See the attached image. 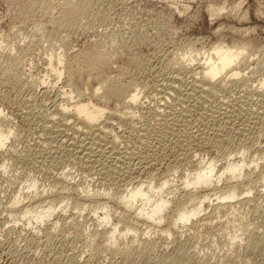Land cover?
<instances>
[{
    "label": "rangeland",
    "instance_id": "1",
    "mask_svg": "<svg viewBox=\"0 0 264 264\" xmlns=\"http://www.w3.org/2000/svg\"><path fill=\"white\" fill-rule=\"evenodd\" d=\"M208 6L222 9L211 17ZM245 42L251 49L244 53L246 64L239 63L243 64L244 80L227 91L217 90L202 98L192 94L184 99L186 103L176 96L177 102L173 101L174 93L167 87L173 79L169 86H179L182 94L194 93L192 87L198 78L191 71L200 68L214 46ZM53 56L65 66L58 80L48 67L49 59L53 65L56 61ZM69 70L76 71L73 81ZM107 76L112 79L109 87L120 81L141 91L138 108L132 106L133 119L125 123L110 119L115 122L112 127L116 133L110 125L106 129L112 135L94 126L95 133L89 135L87 127L70 121L72 117L65 125L59 114L54 117L55 107L78 91L84 93L79 92L76 100L90 98L104 104L107 113L127 110L120 100L106 94V88L94 93ZM263 79L264 0H0V109L14 130L0 148V264H264V192L262 195L260 179L264 163L250 174V193L243 192L246 182L243 193L231 201L235 208L215 210L212 197L214 203L204 204L202 212L179 224L171 236L161 232L165 221L147 229V222L139 220L135 231L118 236L109 249L102 241L109 235L106 230L111 222L117 223L123 211L112 199L117 200L136 181L146 184L155 179L158 183L167 174L173 180L164 187L165 192L170 189L171 208L177 201L185 203L180 180L193 171L195 159L203 166L213 158L220 168L227 159L241 155L249 162L262 154ZM117 121L121 127L116 126ZM61 131L72 135L65 134V138ZM242 142L253 145L252 149H244ZM32 181L37 190L27 192L24 186ZM218 185L224 186V178ZM71 186L80 192L87 188L107 192L110 197L105 201L113 221L102 223L103 210H95V214L94 203L85 209L73 206L77 195L70 194ZM20 187L28 193L23 198L25 204L31 198L47 200L58 192L67 198L59 201L52 216L28 225L26 219L14 221L8 213ZM35 194L36 199L31 196ZM238 222L246 232L235 227ZM117 227L122 229L123 224ZM235 235L238 237L232 239ZM124 243L133 246L128 248V258L118 251L127 246Z\"/></svg>",
    "mask_w": 264,
    "mask_h": 264
},
{
    "label": "bare ground",
    "instance_id": "2",
    "mask_svg": "<svg viewBox=\"0 0 264 264\" xmlns=\"http://www.w3.org/2000/svg\"><path fill=\"white\" fill-rule=\"evenodd\" d=\"M240 3H238L237 6H239ZM184 5V4H183ZM184 7H187V5H185ZM222 8L219 9H215L212 6H208L207 7V11L209 13V15L215 16L218 14V12H220ZM218 30V29H217ZM246 43V42H245ZM243 45H238V44H232V45H226V44H222L220 43L218 46H214L213 48V52L208 55V57H206L207 59L205 60V62H203L200 66V68H194L192 69V73L195 76V78L198 80V82L195 80L194 86L192 87L193 89H195L194 93H186L182 94L179 86H169L170 84H173L171 82H173V80L170 82L169 85H167V87H169L170 89V93H174L175 97L172 96L174 94L171 95V97H173V101L176 98V96H178V99L181 100V102L183 101V103L185 102L184 99H189V96H191L193 94H195V97L197 96H201L202 97H206V94L215 92L217 90H222L225 91L227 88H231V85L233 86L235 83L240 82L241 80H244L243 77L244 74L242 73V68L240 67L241 65H239V63H244L246 60H244V53L246 52V50H248L250 48V45L248 43ZM212 48V47H211ZM251 49V48H250ZM199 51V50H197ZM59 56V54H58ZM57 57V56H56ZM49 58H52V56H49ZM55 58V56H53V59ZM48 60V59H47ZM54 60H56L54 62V65L52 63V59H49L48 61V67L50 69V71H54L52 73H55V78L58 80L60 79V77L62 76V74L64 73V63L63 61L57 57V59L55 58ZM169 61V60H167ZM172 61V58H171ZM170 61V62H171ZM47 62V61H46ZM190 62V61H189ZM201 62V61H200ZM250 62V61H249ZM62 65V67H55L56 64ZM168 63V62H167ZM169 64V63H168ZM188 64V63H187ZM246 64V62H245ZM174 65V64H173ZM191 66V65H190ZM173 67V66H172ZM182 67V66H181ZM246 68V67H244ZM172 69V68H171ZM70 71V70H69ZM68 71V72H69ZM154 71V70H153ZM76 71H70L69 72V78L73 81V78L76 77ZM48 74V73H47ZM46 74V75H47ZM170 75V73L168 74ZM174 75H172L173 77ZM179 76V75H178ZM253 76V75H252ZM106 77V76H105ZM171 77V79H172ZM190 77V76H189ZM248 77V76H247ZM174 78H176V76H174ZM243 78V79H242ZM68 79V78H67ZM170 79V78H169ZM170 79V80H171ZM177 79V78H176ZM185 79V78H184ZM241 79V80H240ZM166 80V79H165ZM164 80V81H165ZM181 80V78H180ZM264 80V79H263ZM169 81V80H168ZM178 81V79L176 80ZM101 85L99 87H96L94 89V93L96 94L97 92H99L98 90L101 89H107L106 94L108 96H113L116 98V100H120V102H122L125 106L124 108H127V110L123 109V110H119L118 109H114L112 112L107 113L106 109L107 108L104 104H101L99 102H91L89 101H85L82 100L81 98L78 99L79 95L81 96V91H78L76 95L71 96L70 93L72 94V92H69L70 96H66V103L65 104H60L58 106L55 107V111H54V115H60V119L63 118L64 120V125H65V121H67V123L70 124L69 119L72 117L74 118V120H72V118L70 119V121H75V126L80 124L87 127L86 132H88V134H93L95 133V129L94 131L92 130L93 127H99L100 129L102 128L103 132H108L110 133L109 128L106 129V127L108 125H110V128L112 127V124L115 125V122L112 123L113 120L112 118H115L116 120L118 119V121L120 123H125L127 121H130L131 119L134 118V113H133V107L132 106H137V103H139V99H140V93L141 91H139L138 89L134 88V86L132 87L131 84L126 86L125 84H122L120 81L118 84L109 87V83H112V79H109L108 76L107 78H104L101 81ZM190 82V81H189ZM194 82V81H193ZM114 83V82H113ZM175 83V82H174ZM178 83V84H177ZM176 84L179 85L180 82H177ZM192 83V82H191ZM242 83V82H241ZM247 83V82H246ZM136 84V83H135ZM163 84V83H162ZM175 84V85H176ZM193 84V83H192ZM264 82L262 81L260 83V85H263ZM140 85V84H139ZM149 85V84H148ZM191 85V84H190ZM145 85H142V87ZM136 87V86H135ZM150 87V86H149ZM234 87V86H233ZM262 87V86H261ZM145 88V87H144ZM151 88V87H150ZM105 89V90H106ZM168 89V90H169ZM78 90V89H77ZM158 90V89H157ZM167 90V91H168ZM186 90V89H185ZM230 90V89H229ZM246 90V89H245ZM227 91V90H226ZM247 91V90H246ZM79 92H81L79 94ZM157 92V91H156ZM191 92V91H190ZM74 93V92H73ZM84 93V92H83ZM82 93V94H83ZM92 93V92H91ZM145 93V92H144ZM143 93V94H144ZM166 93V92H165ZM168 93V92H167ZM217 93V92H216ZM241 93V92H240ZM104 94V93H103ZM105 97L108 98V96ZM150 94V93H149ZM220 94V93H219ZM237 94V93H236ZM85 95V94H84ZM91 95V94H89ZM94 95V94H93ZM92 95V96H93ZM162 95L165 96V94L163 93ZM181 95V97H180ZM203 95V96H202ZM217 95V94H216ZM96 96V95H95ZM104 96V95H103ZM142 96V95H141ZM147 96V95H146ZM153 96V94H152ZM167 97H169L168 95H166ZM165 96V98H167ZM78 97L76 100L75 98ZM91 97V96H90ZM112 97V98H113ZM212 97V96H211ZM215 97V96H213ZM143 98V97H142ZM170 98V97H169ZM175 98V99H174ZM200 98V97H199ZM217 98V96H216ZM73 99H75V101H72ZM145 99V98H144ZM160 99V98H159ZM177 99V100H178ZM209 99V98H208ZM87 100V99H86ZM91 100V99H90ZM163 100V99H162ZM170 100V99H169ZM72 101V102H70ZM165 101V100H164ZM176 101V100H175ZM211 101V100H210ZM177 102V101H176ZM188 102V100H187ZM53 103V102H52ZM147 103V102H146ZM164 103V102H163ZM170 103V102H169ZM168 103V104H169ZM173 103V102H171ZM182 103V104H183ZM186 103V102H185ZM59 104V103H58ZM117 104V103H116ZM180 103V105H182ZM52 105V104H51ZM54 105V104H53ZM163 105V104H162ZM172 105V104H171ZM178 105V104H177ZM174 106V105H173ZM184 106V105H183ZM134 107V108H135ZM172 107V106H171ZM141 108V107H140ZM225 108V107H224ZM108 109V108H107ZM136 109V108H135ZM157 109V108H156ZM53 110V109H52ZM48 111V110H47ZM159 111V110H158ZM175 111V110H174ZM3 111L0 109V148L4 147L6 145V142L9 141V138L11 137V135H13V128H11L9 126L10 124V120L9 118H5V116L2 113ZM50 112V111H49ZM141 112V111H140ZM165 112V111H164ZM52 114V113H51ZM40 115V114H39ZM56 115L54 116L56 118ZM49 117V114L47 115ZM53 116V115H51ZM50 116V117H51ZM138 116V115H137ZM204 116V115H203ZM172 117V116H171ZM47 119V118H46ZM45 119V120H46ZM51 119V118H50ZM112 119V121L110 120ZM130 119V120H129ZM166 119V117H165ZM180 119V118H179ZM53 120H55L53 118ZM57 120V119H56ZM59 120V119H58ZM163 120V119H162ZM211 120V119H210ZM49 121V120H48ZM51 121V120H50ZM61 121V120H60ZM111 121V122H110ZM117 121V122H118ZM181 121V120H180ZM221 121V120H220ZM116 122V123H117ZM117 123L116 126H118ZM51 123V122H50ZM63 123V121L61 122ZM66 123V124H67ZM74 123V122H73ZM72 123V126H74ZM103 123V125L101 124ZM129 123V122H128ZM132 123V122H130ZM162 123V122H161ZM229 123V122H228ZM68 124V125H69ZM101 124V125H100ZM134 124V123H133ZM132 124V125H133ZM136 124V123H135ZM41 125V124H40ZM56 125V124H55ZM123 125V124H121ZM50 126V125H49ZM79 126V125H78ZM131 126V125H129ZM173 126V125H172ZM39 127V126H38ZM47 126H45L46 128ZM84 127V129H85ZM118 127H121L120 125ZM132 127V126H131ZM233 127V126H232ZM59 128V127H57ZM61 128V127H60ZM75 128V127H73ZM80 128V127H78ZM82 128V127H81ZM71 129V128H70ZM83 129V132L85 131ZM99 129V130H100ZM215 129V128H214ZM234 129V128H233ZM39 130V129H38ZM43 130V129H42ZM57 130V129H56ZM62 130V129H61ZM68 129H65V131ZM74 130V129H73ZM114 131V128L111 129ZM46 131V129H45ZM50 131V130H49ZM58 132L60 130H57ZM63 131V132H65ZM75 131L77 132V129L75 128ZM98 133L99 131L96 130ZM41 132V131H40ZM47 132V131H46ZM51 132V131H50ZM56 132V131H55ZM62 132V131H61ZM62 132V133H63ZM68 132V131H67ZM63 133L64 137L66 135H69L68 133ZM72 132V131H71ZM79 132V131H78ZM77 132V133H78ZM82 132V131H81ZM82 132V133H83ZM85 132V133H86ZM96 132V133H97ZM223 132V130H222ZM244 132V131H243ZM60 133V132H59ZM61 133V134H62ZM75 133V132H74ZM112 133H116L115 131ZM183 133V132H182ZM201 133V132H200ZM41 134V133H40ZM43 134V133H42ZM57 134V133H56ZM66 134V135H65ZM76 134V133H75ZM87 134V133H86ZM85 134V135H86ZM89 134V135H90ZM100 134V133H99ZM98 134V135H99ZM111 134V133H110ZM207 134V133H206ZM238 134V133H237ZM261 134V133H260ZM72 135V134H70ZM69 135V136H70ZM79 135V134H78ZM112 135V134H111ZM117 135V134H116ZM56 136V135H55ZM62 136V137H63ZM68 136V139H69ZM102 136V135H101ZM100 136V137H101ZM109 136V134H108ZM114 138L115 135L113 134ZM112 136V137H113ZM180 136V135H179ZM194 136V135H193ZM203 136V135H202ZM213 136V135H212ZM67 137V136H66ZM65 137V138H66ZM73 137V136H72ZM75 137L77 138V136L75 135ZM218 137V136H217ZM43 138V137H42ZM64 138V140H65ZM75 138V139H76ZM97 138V137H96ZM95 138V139H96ZM117 138V137H116ZM176 138V137H175ZM250 138V137H249ZM63 139V138H62ZM67 139V141H68ZM74 139V140H75ZM78 139V138H77ZM76 139V140H77ZM94 139V138H92ZM101 139V138H100ZM183 139V138H182ZM216 139V138H215ZM222 139V138H221ZM225 139V138H224ZM243 139H245L243 137ZM47 140V139H46ZM63 140V141H64ZM72 140V139H71ZM236 140V139H235ZM59 141V140H58ZM62 141V140H61ZM79 141V140H78ZM84 141V140H83ZM92 141V140H91ZM181 141V140H180ZM217 141V140H216ZM241 141V140H239ZM256 141V140H255ZM47 142V141H46ZM66 142V141H65ZM64 142V143H65ZM249 142V141H248ZM259 142V141H258ZM39 143V142H38ZM71 143V142H70ZM69 145H72L70 144ZM76 144V142H73ZM101 143V141H100ZM115 143V142H114ZM241 143V142H239ZM243 143V142H242ZM246 143V142H245ZM243 143L240 144L241 146H244V149H252L253 145L251 146V144L248 145V143ZM251 143V142H250ZM171 144V143H170ZM215 144V143H214ZM238 144V143H237ZM65 145V144H64ZM87 145V144H86ZM97 145V144H96ZM116 145V144H114ZM239 145V146H240ZM59 146V145H58ZM67 146V145H66ZM78 146V145H77ZM80 146V145H79ZM109 146V145H108ZM113 146V145H112ZM71 147V146H70ZM92 147V145H91ZM182 147V146H181ZM46 148V147H45ZM75 148V147H74ZM73 148V149H74ZM84 148L86 150L85 147H81ZM89 148V146H88ZM112 148V147H111ZM122 148V147H121ZM238 148V146H237ZM70 149V148H69ZM71 149V150H73ZM76 149H79L76 148ZM90 149V148H89ZM110 149V148H109ZM46 150V149H43ZM241 150V148L239 149ZM238 150V151H239ZM255 150V149H254ZM261 151V149H259ZM257 150V152L259 151ZM83 151V150H82ZM89 151V150H88ZM87 151V153H88ZM115 151V150H114ZM237 151V152H238ZM246 151V150H245ZM15 152V151H14ZM76 152V151H75ZM86 152V151H85ZM72 153V152H71ZM91 153V152H90ZM89 153V154H90ZM121 152H119L120 154ZM250 153V152H249ZM46 154V153H45ZM74 154V153H73ZM80 154V153H79ZM83 154V153H82ZM96 154V153H95ZM94 154V155H95ZM102 154V153H101ZM243 155V153H242ZM52 157V156H50ZM85 157V155H84ZM188 157V156H187ZM245 157V156H244ZM242 157L240 155V157L236 158V159H227L225 161V163L220 167L217 168L216 162L215 160L212 158L211 160L205 162L203 166H201L202 161L201 160H194L192 161V165L194 166L193 171L184 174V178L181 181L180 180V185L183 187L182 189H184L183 192V197L185 200L186 205L189 203V207L184 205L183 203L178 202L175 203L171 208L169 207V205H172V201L171 199L168 197V195L171 193L168 191V189H165L164 187H167L169 185H171L172 181L171 179H169V177H167V174L165 176V179H163L162 181H160L161 179L159 178L158 183H155L154 180H149L147 181V183L145 184L144 181H136L134 184H131V188H129L123 195H121L117 200L115 198L112 199L113 203H118V205L120 204L122 206V210L120 212L121 216L118 217V221L117 223H113L111 222V226L110 228H108L107 233L109 234L107 238L103 239L102 241L107 242L108 244H104L107 246V248L109 249V247H112L111 245L115 244L118 241V236H122V237H126L129 232L131 231H135L136 230V223L139 220H143L145 222H147V229L150 228L151 225L159 227V225L161 224L162 221L166 222V225L164 227H161V232L165 233L167 236H171L173 233H175V229L177 226H179V224H185L187 222H189L191 220L192 217L198 215L200 212H202V207L204 206V204H209L213 202L212 197L215 198L214 201L216 200V202L213 204L214 205V209H218L221 207H232L235 208V205L232 204V200L237 198L241 193H245L248 194L250 193V185H252V179L250 180V174L252 173V171L254 169H256L258 166L261 165V167L263 166L262 163H264V150H262V154L261 155H256L253 156L249 162H247L245 160V158ZM53 158V157H52ZM83 158V157H82ZM94 158V157H92ZM99 158V157H98ZM109 159V158H108ZM152 159V158H151ZM119 160V159H118ZM144 160V159H143ZM182 160V159H181ZM225 160V159H224ZM86 161V160H85ZM88 162V161H87ZM147 162V161H146ZM94 163V162H93ZM141 163V162H140ZM136 164V163H135ZM149 165V164H148ZM252 165V167H251ZM105 166V165H104ZM115 167V166H114ZM251 167V168H250ZM113 168V167H112ZM118 168V167H117ZM116 168V169H117ZM149 168V167H148ZM156 168V167H155ZM264 168V167H263ZM120 169V168H119ZM169 169V168H168ZM100 170V169H99ZM156 171V170H155ZM116 172V171H115ZM260 172V171H259ZM156 173V172H155ZM159 173V172H158ZM157 174V173H156ZM169 175V174H168ZM150 176V175H149ZM151 177V176H150ZM159 177V176H158ZM243 177V179L241 178ZM156 178V177H155ZM162 178V176H161ZM224 178V186L220 187L218 185V183L220 181H222ZM67 179V178H66ZM144 179V178H143ZM260 179L262 182V187L263 189L261 190V194L264 192V172L260 174ZM128 180V179H127ZM160 181V182H159ZM157 182V181H156ZM247 182V189L245 191H241V188L245 185V183ZM111 185V184H110ZM126 185V184H125ZM180 186V187H181ZM22 187V186H21ZM21 187L19 188L18 192L16 193V195L14 196L13 200L11 201V205L9 208V216L13 218L14 221L19 220L20 218L26 219L27 224L28 225H32V223H41L43 222L45 219L49 218L50 216H52L53 212L56 211V209L59 207V201L63 202L64 199L66 200V197H61L59 194L60 192H58V195H52L49 199H45L47 197H37L38 195H31L32 197H35L32 201L25 203H22L24 200L23 198L28 197L27 194L25 195L24 192L20 191ZM25 189H27V192H29V190H33V192H35L37 190V185L35 181H32L31 183L27 184V186H24ZM68 186H63V188H67ZM78 187V186H77ZM179 187V188H180ZM245 187V186H244ZM69 188V187H68ZM72 188V186L70 187V189ZM171 188V187H170ZM69 189V190H70ZM100 189V188H99ZM115 189V188H114ZM23 190V189H22ZM60 190V189H59ZM68 190V191H69ZM79 189H75L72 188V191L70 192V194H76L77 198H73V206L80 208V209H85L84 207L86 206L88 208V206H90L92 203H94V213L96 214L97 212L95 210H103L102 212V217L100 218L102 223H109L110 221H113V214L111 213V211L109 210L110 208L108 207V203L105 201L106 200V196H108L107 192H99L98 190H93L91 188H87L84 189L82 192L77 191ZM57 191V190H56ZM168 191V192H167ZM260 192V191H259ZM110 195V194H109ZM263 195V194H262ZM40 196V195H39ZM42 196V195H41ZM64 196V195H63ZM72 196V195H71ZM73 197V196H72ZM70 197V198H72ZM110 197V196H108ZM107 197V198H108ZM117 198V197H116ZM110 199V198H109ZM115 199V200H114ZM182 200V199H180ZM111 201V200H110ZM212 201V202H211ZM86 202H88V204H86ZM183 202V200H182ZM171 203V204H170ZM70 205V204H69ZM208 205V206H209ZM67 206V203H65V205L62 207L63 210L64 208ZM93 207V204L91 205ZM113 206V205H112ZM120 207V206H119ZM227 208V209H228ZM231 208V209H232ZM90 209V208H89ZM215 209V210H216ZM230 209V208H229ZM228 209V210H229ZM221 211V210H220ZM227 213V212H226ZM229 213V212H228ZM221 215V214H220ZM225 216V215H224ZM221 218V217H220ZM77 220V219H75ZM34 221V222H33ZM142 221V222H143ZM100 222V223H101ZM58 222H55L53 225H57ZM69 223V222H68ZM119 223L123 224L122 229L118 228L117 226L119 225ZM141 223V222H140ZM219 223V222H218ZM227 223V222H226ZM239 223V222H238ZM237 225H235V227L238 228L239 231H241L242 233L246 232L247 229L240 227L242 226L241 223H239ZM195 224V223H194ZM40 226V224H38ZM227 225V224H226ZM225 226V225H224ZM210 227V226H209ZM233 227V226H232ZM236 228V229H237ZM48 229V228H47ZM154 229V228H153ZM224 229V228H223ZM179 230V229H178ZM216 230V229H215ZM46 231V230H45ZM51 231V230H50ZM88 231V230H87ZM222 231V230H221ZM96 232V231H95ZM148 232V231H147ZM106 233V232H105ZM49 234V233H48ZM51 234V233H50ZM93 234V233H92ZM104 236V235H102ZM238 237L237 235H235L232 239ZM49 238V237H48ZM46 237V239H48ZM103 242V243H104ZM100 243V242H99ZM102 243V242H101ZM142 243V242H141ZM126 244V243H124ZM131 244V243H130ZM134 244V243H133ZM127 245V244H126ZM141 245V244H140ZM124 246V245H123ZM135 246V245H134ZM129 247H133L130 246L129 244L127 246L121 247L120 250H118L122 256H124V258H128L130 256V250H128ZM106 249V248H105ZM130 249V248H129ZM135 249V248H133ZM142 249V248H141ZM180 249V248H179ZM132 250V249H131ZM156 250V249H155ZM181 250V249H180ZM149 252V251H148ZM147 252V253H148ZM179 252V251H178ZM149 254V253H148ZM127 260V259H126ZM125 260V261H126ZM130 260V259H129ZM171 262V260H170ZM173 262V260H172ZM168 263V262H167Z\"/></svg>",
    "mask_w": 264,
    "mask_h": 264
}]
</instances>
